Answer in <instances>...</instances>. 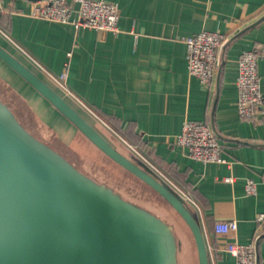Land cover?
Masks as SVG:
<instances>
[{"label": "crops", "instance_id": "0c3cea01", "mask_svg": "<svg viewBox=\"0 0 264 264\" xmlns=\"http://www.w3.org/2000/svg\"><path fill=\"white\" fill-rule=\"evenodd\" d=\"M106 1L117 6V33L36 17L35 1L2 0L7 10L0 15V45L64 97L113 147L123 142L139 150L183 188L195 203L180 197L201 228L209 264H234L225 244L248 243L256 233H264V220L257 219L264 213V183L260 180L264 117L254 122L239 116L234 84L239 53L264 47V17L250 25L264 15V0ZM200 30L217 31L226 38L223 63L207 84L188 73L181 39ZM21 48L51 72H64L69 89L90 110L66 95ZM257 72L264 95V53L257 61ZM1 99L29 132L80 171V166L87 165V151L102 155L0 59ZM185 119L203 121L216 129L226 162L194 160L175 143ZM65 154L73 155L80 166ZM130 154L135 159L137 154ZM225 176H233V181H224ZM248 178L256 182L253 194L244 190ZM228 219L236 220V229L215 233V222ZM180 224L179 230L188 235ZM257 252L259 264H264V235ZM191 261L198 264L193 257Z\"/></svg>", "mask_w": 264, "mask_h": 264}, {"label": "water", "instance_id": "95a60500", "mask_svg": "<svg viewBox=\"0 0 264 264\" xmlns=\"http://www.w3.org/2000/svg\"><path fill=\"white\" fill-rule=\"evenodd\" d=\"M221 57L222 65L223 51ZM0 59L105 155L168 202L193 236L198 264H209L201 228L174 192L117 151L64 97L1 45ZM263 235L256 239V250ZM176 244L167 222L80 171L29 132L0 100V264H177ZM258 260L257 252L256 264Z\"/></svg>", "mask_w": 264, "mask_h": 264}, {"label": "built area", "instance_id": "2783aa9c", "mask_svg": "<svg viewBox=\"0 0 264 264\" xmlns=\"http://www.w3.org/2000/svg\"><path fill=\"white\" fill-rule=\"evenodd\" d=\"M6 10L0 0V15ZM33 14L45 20L72 24L75 28L88 27L114 33L120 31L117 24L119 17L117 6L106 0H38L34 2ZM181 39L186 48L185 59L188 73L206 84L214 80L220 69L225 36L217 31L200 30L183 36ZM21 50L31 57L25 49L21 48ZM263 53L264 47L262 46L245 49L239 53L236 60L237 74L234 84L236 86L237 112L243 119L254 122L264 117V95L260 88V76L257 72V61ZM31 59L66 95L71 96L85 109L90 110L69 89L64 72L55 74L35 58L31 57ZM94 115L99 118L97 114ZM218 137V132L212 125L203 121L185 119L179 133L175 136V143L185 148L187 155L194 160L203 163H222L227 160L221 154ZM123 140L125 141V139ZM132 149L141 161L174 193L184 201L189 200L195 205L189 194L170 176L160 171L139 150ZM223 180L232 182L233 176H225ZM260 180L264 183V168ZM244 190L246 194L255 193L256 182L250 178L246 179ZM257 219L264 220V213H260ZM236 227L235 219L218 220L214 224V232L225 233L235 230ZM258 236L259 233H256L248 243L232 241L225 244L224 249L234 257V264H256L255 242Z\"/></svg>", "mask_w": 264, "mask_h": 264}, {"label": "rangeland", "instance_id": "374dc122", "mask_svg": "<svg viewBox=\"0 0 264 264\" xmlns=\"http://www.w3.org/2000/svg\"><path fill=\"white\" fill-rule=\"evenodd\" d=\"M91 152H86V156H88L86 167L80 166L79 162H76L73 155H65L71 158L72 161H74L78 166H80L83 173L107 186L110 184L112 187H116L123 193L125 197H129L141 205H145L150 210L169 221L176 235L177 264H191L192 257L194 262L196 261L197 263V251L195 249L196 246L194 245L193 236L189 228L186 226V224H184L183 219L174 210V208L166 203V201L157 193H155V191H153V189H151L148 185L138 179H135L119 166L117 167V165L112 164L109 161V158L103 153L102 155H98V153L94 152L92 154ZM180 222H182V225L184 226L188 235H184L179 230L181 227Z\"/></svg>", "mask_w": 264, "mask_h": 264}, {"label": "trees", "instance_id": "16d2710c", "mask_svg": "<svg viewBox=\"0 0 264 264\" xmlns=\"http://www.w3.org/2000/svg\"><path fill=\"white\" fill-rule=\"evenodd\" d=\"M1 101H3L2 99H1ZM5 103V102H4ZM6 104V103H5ZM74 125V124H73ZM75 128H76V126H74ZM79 131V130H78ZM80 132V131H79ZM81 134H82V132H80ZM83 135V134H82ZM84 136V135H83ZM85 138H86V136H84ZM87 140H89V139H87ZM90 141V140H89ZM91 142V141H90ZM92 143V142H91ZM93 144V143H92ZM94 145V144H93ZM123 145V146H122ZM122 145H119V146H116L115 147V149L117 150V151H119L121 154H123L125 157H127L129 160H131L132 162H134L135 164H137L140 168H142L144 171H146L147 173H149L150 175H152L154 178H156L157 180H159L160 182H162L164 185H166L162 180H160L142 161L140 162L138 159H139V157L136 155L135 156V159L131 156V152H133L129 147H127V145L126 144H124L123 142H122ZM95 146V145H94ZM96 147V146H95ZM97 148V147H96ZM98 149V148H97ZM101 153H103L100 149H98ZM104 154V153H103ZM105 155V154H104ZM106 157H108L107 155H105ZM109 158V157H108ZM110 159V158H109ZM113 161V160H112ZM116 163V162H115ZM117 164V163H116ZM119 165V164H118ZM120 166V165H119ZM123 168V167H122ZM126 170V169H125ZM129 172V171H128ZM130 174H132L131 172H129ZM133 175V174H132ZM133 176H135V175H133ZM136 177V176H135ZM136 178H138V177H136ZM138 180H140L139 178H138ZM142 181V180H141ZM146 184V183H145ZM147 185V184H146ZM167 186V185H166ZM109 187H111V186H109ZM150 187V186H149ZM168 187V186H167ZM114 191H116L117 193H119L122 197H124L122 194V192L120 191V190H118L116 187H111ZM151 188V187H150ZM169 188V187H168ZM152 189V188H151ZM170 189V188H169ZM171 190V189H170ZM119 191V192H118ZM154 191V190H153ZM172 191V190H171ZM173 192V191H172ZM155 193H157L156 191H155ZM158 194V193H157ZM176 194V193H175ZM159 195V194H158ZM177 195V194H176ZM160 196V195H159ZM161 197V196H160ZM125 198V197H124ZM180 198V197H179ZM125 199H127V200H129V201H131V202H133V203H135V204H137V205H140L141 206V204L140 203H138V202H136V201H134V200H132V199H130L129 197H126ZM181 199V198H180ZM181 201L183 202V204L187 207V209L190 211V208H189V206L181 199ZM166 203H168V202H166ZM169 204V203H168ZM170 205V204H169ZM171 206V205H170ZM150 212H152L153 214H155V215H157V216H159L160 218H162L165 222H167V224L172 228V226H171V223L169 222V221H167L166 219H164V217H162V216H160V215H158L157 213H155L154 211H152V210H149ZM191 212V211H190ZM192 214V213H191ZM172 231H173V233H174V235H175V231H174V229H172ZM176 236V235H175Z\"/></svg>", "mask_w": 264, "mask_h": 264}]
</instances>
